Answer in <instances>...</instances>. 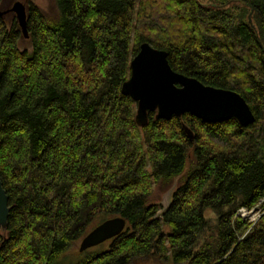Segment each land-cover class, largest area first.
<instances>
[{
  "label": "trees",
  "instance_id": "1",
  "mask_svg": "<svg viewBox=\"0 0 264 264\" xmlns=\"http://www.w3.org/2000/svg\"><path fill=\"white\" fill-rule=\"evenodd\" d=\"M12 1L0 0V264L73 260L118 216L124 231L75 264H264V214L236 217L264 200V0H54L56 17L26 6V37L3 18ZM143 43L239 94L254 122L148 113L138 127L121 86ZM181 174L164 211L149 203Z\"/></svg>",
  "mask_w": 264,
  "mask_h": 264
},
{
  "label": "water",
  "instance_id": "2",
  "mask_svg": "<svg viewBox=\"0 0 264 264\" xmlns=\"http://www.w3.org/2000/svg\"><path fill=\"white\" fill-rule=\"evenodd\" d=\"M26 6L16 1L8 12L26 37ZM253 10H251L252 12ZM165 51L155 49L148 43L139 46L129 63V78L122 84L121 93L136 105L134 120L138 127L148 123V113L156 120L181 118L190 114L204 123L214 124L235 119L239 125L254 122V115L245 100L237 93L205 86L194 78L174 72L167 61ZM184 133L193 141V132L182 126ZM9 214L8 196L0 180V230L5 231ZM126 220L113 217L104 220L90 230L79 242L78 250L84 252L120 235Z\"/></svg>",
  "mask_w": 264,
  "mask_h": 264
},
{
  "label": "rangeland",
  "instance_id": "3",
  "mask_svg": "<svg viewBox=\"0 0 264 264\" xmlns=\"http://www.w3.org/2000/svg\"><path fill=\"white\" fill-rule=\"evenodd\" d=\"M16 1L22 2L25 6H28L30 4L35 5L40 10H42L48 17H56V15H57V9H56V4H55L54 0H13L10 3V7ZM198 1H200L202 4H205V5H209V6L211 5L210 4L211 0H198ZM9 13L3 15V18L5 20L10 19L12 15L14 17L13 13H11V15ZM19 46H20L21 49H29V41H28V39L27 38H22L20 40V45ZM182 176H183V174H181L180 176L174 178V180L172 181L171 185L168 188H166V189L160 188L159 185H154L152 187V194H151V196H150V198L148 200L149 203L156 204V205L160 206L162 208L161 212L164 211L168 207V205L170 204L172 193L175 191L176 187L178 186L179 179ZM258 205L260 206V209L261 208L263 209L264 208V200H262ZM260 209L258 208L256 211L247 212V213H250V214H248L244 218H242V219L240 218V219L243 220V221H246L251 226V224L253 222H256V220L258 219L259 214L262 213L260 211ZM237 212H238V210H237ZM237 212H236V215H237ZM206 213H207V215H209L210 212H206ZM237 217H239V216H237ZM105 245L106 244L104 242V243H102L100 245H97L95 247L89 248V249H87L84 252H80L78 250V246H79V242H78V243L75 244V246L73 248V250L76 252V253H73L74 254L73 255L74 256L73 260L72 259L66 260L65 262H62L61 264H75L76 262H78L79 260L84 258L85 256L90 255V254H94L96 252L101 251L102 249H104ZM138 264H160V263H155V262L147 263V262L143 261V262H139ZM162 264H170V263L168 261V263L167 262H163Z\"/></svg>",
  "mask_w": 264,
  "mask_h": 264
},
{
  "label": "built area",
  "instance_id": "4",
  "mask_svg": "<svg viewBox=\"0 0 264 264\" xmlns=\"http://www.w3.org/2000/svg\"><path fill=\"white\" fill-rule=\"evenodd\" d=\"M258 208L260 209V206H259V205L255 206L254 208H252V209H250V210L245 209V208H241V209L238 210L236 217L239 216V218L242 219V218H244L245 216H247L248 214H250V213H247V212H253V211H256ZM260 211H261L262 213L259 214V217H258V219L256 220V222H257V221L260 219V217L264 214V208H263V209L261 208ZM240 213H241V214H240ZM242 213H243V214H242ZM256 222H253V223L251 224V227H252Z\"/></svg>",
  "mask_w": 264,
  "mask_h": 264
}]
</instances>
